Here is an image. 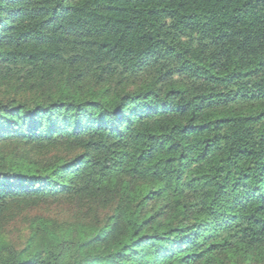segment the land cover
Here are the masks:
<instances>
[{
	"label": "trees",
	"instance_id": "1",
	"mask_svg": "<svg viewBox=\"0 0 264 264\" xmlns=\"http://www.w3.org/2000/svg\"><path fill=\"white\" fill-rule=\"evenodd\" d=\"M0 264H264V0H0Z\"/></svg>",
	"mask_w": 264,
	"mask_h": 264
}]
</instances>
